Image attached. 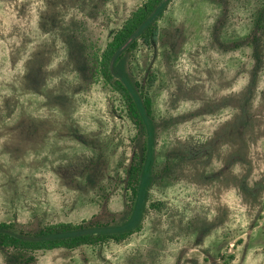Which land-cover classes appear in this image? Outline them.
Listing matches in <instances>:
<instances>
[{"label":"rangeland","instance_id":"obj_1","mask_svg":"<svg viewBox=\"0 0 264 264\" xmlns=\"http://www.w3.org/2000/svg\"><path fill=\"white\" fill-rule=\"evenodd\" d=\"M144 0H0V223L27 231L119 221L142 141L84 49H104ZM261 0H172L136 72L157 80L161 178L123 242L0 264H264Z\"/></svg>","mask_w":264,"mask_h":264},{"label":"trees","instance_id":"obj_2","mask_svg":"<svg viewBox=\"0 0 264 264\" xmlns=\"http://www.w3.org/2000/svg\"><path fill=\"white\" fill-rule=\"evenodd\" d=\"M172 0H144L113 34L107 46L84 49L88 62L97 70L105 85L117 93L142 141L140 152L126 170L130 200L125 217L119 221L84 220L62 222L27 231L16 223H0V248L18 253H36L57 249L75 250L83 246H100L107 242H123L140 232L148 207L150 188L159 180L161 170L156 143L158 122L154 112L152 88L157 80L154 71L142 80L136 72L137 52L141 45L152 47L160 35V20ZM254 19L256 37L264 33V0Z\"/></svg>","mask_w":264,"mask_h":264}]
</instances>
